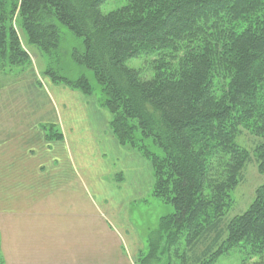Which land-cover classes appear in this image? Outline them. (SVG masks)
Listing matches in <instances>:
<instances>
[{
	"label": "trees",
	"instance_id": "trees-1",
	"mask_svg": "<svg viewBox=\"0 0 264 264\" xmlns=\"http://www.w3.org/2000/svg\"><path fill=\"white\" fill-rule=\"evenodd\" d=\"M16 14L45 54L60 46L59 25L82 39L72 56L93 72L111 134L151 164L153 197L173 208L138 264H215L235 248L264 264V184L227 218L247 164L264 176V0H0V66L14 80L29 62ZM47 74L94 96L86 77ZM47 129L49 142L62 140ZM243 131L251 152L238 142Z\"/></svg>",
	"mask_w": 264,
	"mask_h": 264
},
{
	"label": "rangeland",
	"instance_id": "rangeland-1",
	"mask_svg": "<svg viewBox=\"0 0 264 264\" xmlns=\"http://www.w3.org/2000/svg\"><path fill=\"white\" fill-rule=\"evenodd\" d=\"M17 19L16 14L15 26L29 62L15 80L14 69L5 67L6 72L0 66V126L3 132L13 130L30 145L24 153L27 158L21 155L24 160L20 161H31L34 167H29L33 172L29 183L19 184V178H14V190L11 184L1 185L6 187L2 195L14 193V219L1 211L0 264H138V254L148 252L149 234L157 229L162 217L173 213V208L153 197L154 178L148 161L115 141L104 140L111 131L110 117L99 102L101 90L93 72L72 56L74 50H83L82 39L59 25L60 46L48 55L28 43ZM142 63L133 61L129 65L140 67ZM47 72L70 81L86 77L93 85L94 96L80 97L79 92L52 83ZM49 123L60 127L56 128L59 132L63 130V141L51 135L49 142L46 133L51 134L50 129L42 130L50 128ZM238 142L251 152L255 139L243 131ZM105 143L111 149L102 155L107 150ZM64 163L71 164L72 170ZM39 171L45 178L36 183L34 176ZM17 172L14 166L15 176L20 174ZM70 174L77 177L76 182ZM263 184L264 176L253 159L233 193L234 205L227 218L244 213ZM26 185L32 190L25 189ZM12 220L14 227L10 225ZM92 251L97 257L90 256ZM50 253L58 258L50 261ZM246 259L244 251L235 248L222 254L215 264H250Z\"/></svg>",
	"mask_w": 264,
	"mask_h": 264
},
{
	"label": "crops",
	"instance_id": "crops-1",
	"mask_svg": "<svg viewBox=\"0 0 264 264\" xmlns=\"http://www.w3.org/2000/svg\"><path fill=\"white\" fill-rule=\"evenodd\" d=\"M71 92H73V91H71ZM75 93H78V92H75ZM78 95L81 97L82 94L79 93ZM83 97L86 98L85 96H83ZM1 117L2 116L0 114V124H2ZM1 126H0V213H1L2 210H4V212L6 213L4 215H9V218L12 216L13 219H14V193H13V195H11L10 193H8V195H2V193H3L2 191H6V187L3 186L4 188H2L1 185L2 184H11L10 187L13 188V190H14V182H15L14 178H19V180H17L16 183H19V184L25 183V182L29 183V180H32L31 178H33L32 177L33 172L30 171L29 167L33 168L34 167V165H33L34 163H32L31 161L21 162V161L24 160L22 158V156L24 158H27L24 153H27L29 151L28 148L30 147V145H27L26 143L23 142L24 138H22L20 135H15L13 130L12 131L10 130L8 132H3V129H2ZM56 128L60 129V127H58V126H56ZM61 131L62 132H60V134L62 135V141H63L64 133H63V130H61ZM108 131H109V129L107 130V132L106 131H101V134L108 133ZM109 133L110 134L104 140L106 142H111V141L114 142L115 139H114L113 135L111 134V132H109ZM14 139H15V141L17 140L16 141L17 143H14ZM116 143L117 142L115 141V144ZM104 146H106L104 150H106V149L107 150L106 151L101 150V151H103L102 155L105 154V153L107 154L109 149H111V146L108 143H105ZM37 147H39V146H37ZM112 147H114V145ZM15 151L18 152L16 158H14V152ZM20 156H21V159H19ZM64 165H65L66 169L68 167L70 170H72L71 164L64 163ZM14 166H16V170L18 172L20 171V174L18 176L14 175L15 174L14 173ZM35 175L36 176H34V180L35 179H36V181L38 180V182H36V183H39L41 178H45L44 175H41L40 171H39V175L40 176L38 174H35ZM70 176H71V178H74L73 183L77 181L76 180V178H77L76 176H74L72 174H70ZM78 186L80 187V185H78ZM32 188L33 187H31V186H27V185L25 186V189H27L28 191L32 190ZM80 188H82V187H80ZM61 196H64V195H61ZM64 200H66V197H64ZM79 200L82 201L83 199L80 197ZM57 204H60V203H57ZM2 214H0V215H2ZM10 225H11V227H14V221L13 220H12V223H10ZM100 248H102L101 245L98 247V251H99ZM36 253H38V252H36ZM41 254H42V257H43L44 253L42 252ZM90 256L97 257L96 251L95 252L94 251L90 252ZM53 258H58L56 253H52V254L50 253V256H49L48 259L50 261H52ZM81 258H83V256Z\"/></svg>",
	"mask_w": 264,
	"mask_h": 264
}]
</instances>
